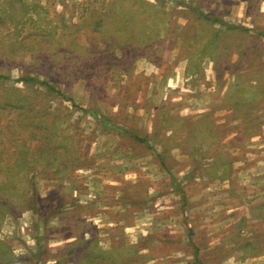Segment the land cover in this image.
Returning <instances> with one entry per match:
<instances>
[{"label": "rangeland", "instance_id": "rangeland-1", "mask_svg": "<svg viewBox=\"0 0 264 264\" xmlns=\"http://www.w3.org/2000/svg\"><path fill=\"white\" fill-rule=\"evenodd\" d=\"M263 127L264 0H0V264H264Z\"/></svg>", "mask_w": 264, "mask_h": 264}, {"label": "crops", "instance_id": "crops-1", "mask_svg": "<svg viewBox=\"0 0 264 264\" xmlns=\"http://www.w3.org/2000/svg\"><path fill=\"white\" fill-rule=\"evenodd\" d=\"M264 128V127H263ZM258 137H261L259 135ZM261 144L264 145V138H261ZM249 156H252V158H248ZM248 158V159H247ZM246 162L250 163H257L254 166H250L242 172V176L244 178L243 184L245 186H248L247 189H244L243 191L247 193L248 195V203L247 205V222L248 224H257L264 221V155H258L255 153H251L246 157ZM219 183V181H216V183ZM231 188V185H227V189ZM243 192V193H244ZM255 195V196H253ZM255 211H258V220H252L250 221L256 214ZM228 256V255H227Z\"/></svg>", "mask_w": 264, "mask_h": 264}, {"label": "trees", "instance_id": "trees-1", "mask_svg": "<svg viewBox=\"0 0 264 264\" xmlns=\"http://www.w3.org/2000/svg\"><path fill=\"white\" fill-rule=\"evenodd\" d=\"M23 80H25V81H34V79H32V78H26V79H23ZM49 86V85H48ZM50 87V86H49ZM51 89H53L52 87H50Z\"/></svg>", "mask_w": 264, "mask_h": 264}]
</instances>
